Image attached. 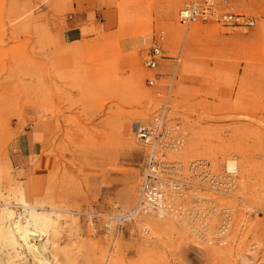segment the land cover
<instances>
[{
	"label": "rangeland",
	"instance_id": "obj_1",
	"mask_svg": "<svg viewBox=\"0 0 264 264\" xmlns=\"http://www.w3.org/2000/svg\"><path fill=\"white\" fill-rule=\"evenodd\" d=\"M75 1L0 0L1 229L37 215L51 264H264V0H231L254 19L246 31L179 24L184 0H84L98 28L69 39ZM160 34L167 58L150 71ZM164 101L187 133L170 158L236 163L230 193L200 191L218 206L213 240L151 212L108 222L139 199L145 148L130 124ZM221 208L230 220L219 240ZM15 247L22 254L0 245V255L26 264Z\"/></svg>",
	"mask_w": 264,
	"mask_h": 264
},
{
	"label": "built area",
	"instance_id": "obj_2",
	"mask_svg": "<svg viewBox=\"0 0 264 264\" xmlns=\"http://www.w3.org/2000/svg\"><path fill=\"white\" fill-rule=\"evenodd\" d=\"M177 18L185 25L211 21L245 31L254 25L253 17L237 11L231 0H184L177 11ZM163 44L164 36L160 34L149 46L145 58L148 70H155L160 60L167 58ZM175 61L179 58L175 57ZM158 78L160 73L153 72L146 81L152 86ZM167 101L149 120H136L130 124L135 139L145 148L139 199L130 211L109 215L108 222L151 212L159 218L175 219L203 241L213 240L210 221L218 206L213 197H204L200 191L205 188L214 193L228 194L235 187L234 175L227 169L219 171L213 168L211 161L205 158L191 160L185 165L168 156L184 145L187 133L179 120L169 117ZM219 213L222 218L217 234L214 233L221 240L228 230L230 216L227 208H221ZM109 225L107 223L104 228Z\"/></svg>",
	"mask_w": 264,
	"mask_h": 264
},
{
	"label": "bare ground",
	"instance_id": "obj_3",
	"mask_svg": "<svg viewBox=\"0 0 264 264\" xmlns=\"http://www.w3.org/2000/svg\"><path fill=\"white\" fill-rule=\"evenodd\" d=\"M196 23H201V22H196ZM196 23H191V24H196ZM191 24L189 25L191 26ZM164 44H165V37H164ZM164 44H163V47H164ZM130 132H131V129H130ZM131 135H132V132H131ZM224 168L230 171L231 173H233L235 177L238 176L237 166L234 160L232 159L227 160L226 164L224 165ZM215 169H218V168H215ZM9 214L10 212L7 213V216H9ZM0 225L2 226L3 224L0 223ZM4 226H2V228ZM41 236L46 238L45 241L42 243H40V240L43 239V238H40ZM0 245H10L11 248L15 249L16 251L14 256H19L20 253L22 254V250L17 252V249L15 246L16 245L18 247L23 246L24 249L27 251L26 256L28 258L26 257L27 258L25 260L26 264L29 262V260L32 261V264H51V260L54 261V253H51V255L47 254L48 253L47 249L50 247V245L48 244V237H47L46 229L44 228V226L39 224V222L37 221V215L29 213L27 211L17 213L16 218L13 220V222L9 223L6 226V230L1 229L0 227ZM2 252L3 251L0 249V253ZM0 264H15V262L13 261L12 256H10L9 258H6L5 260L0 255Z\"/></svg>",
	"mask_w": 264,
	"mask_h": 264
},
{
	"label": "crops",
	"instance_id": "obj_4",
	"mask_svg": "<svg viewBox=\"0 0 264 264\" xmlns=\"http://www.w3.org/2000/svg\"><path fill=\"white\" fill-rule=\"evenodd\" d=\"M87 5L88 4L85 3L84 0H76L73 3L72 5L73 9L78 10V11L75 14L69 15L70 19L67 21L65 35L69 39H77L83 35L90 36L96 32L98 28V24H99L96 22V19H95L96 12L94 10L88 9ZM164 59L165 58H162L160 60L159 65L161 61ZM34 136L39 137L38 133H35Z\"/></svg>",
	"mask_w": 264,
	"mask_h": 264
}]
</instances>
